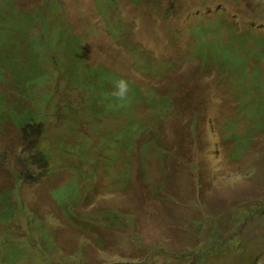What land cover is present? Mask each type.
I'll use <instances>...</instances> for the list:
<instances>
[{
    "label": "rangeland",
    "instance_id": "rangeland-1",
    "mask_svg": "<svg viewBox=\"0 0 264 264\" xmlns=\"http://www.w3.org/2000/svg\"><path fill=\"white\" fill-rule=\"evenodd\" d=\"M0 15V264H264V0ZM120 78L133 104L107 112ZM37 140L49 164H25Z\"/></svg>",
    "mask_w": 264,
    "mask_h": 264
},
{
    "label": "trees",
    "instance_id": "trees-1",
    "mask_svg": "<svg viewBox=\"0 0 264 264\" xmlns=\"http://www.w3.org/2000/svg\"><path fill=\"white\" fill-rule=\"evenodd\" d=\"M41 13H45L44 16L40 15ZM1 16V15H0ZM46 16V12H41V11H35V12H25L21 15V22L20 24H18L15 20L14 22L17 24L16 26L15 25H11L12 27H14L15 32H13V30H11L10 32H13L14 34H18V33H22L23 34V37L22 38H25L26 40L28 41H33L35 38H33L35 35L32 34L33 33V30H32V24L34 23V21L37 19V18H41L43 19L44 17ZM7 20H11L9 19V16H1L0 18V25L2 23H4V21H7ZM12 21V20H11ZM46 30H48L50 32V29L48 26H46ZM61 33L68 37L69 39H73V42L76 44L77 42V39L72 37V36H69L66 31L64 29L60 30ZM78 53H81L80 50H77ZM26 61H21L20 63H25ZM137 86L134 87L133 91H137ZM112 93L113 92H109V93H106L105 96L108 97L109 101H107L106 103H113L115 102V99L114 97L112 96ZM130 96V102L125 105L124 107H129L130 105L133 104V101H134V95H132V93L129 94ZM88 106H84V108L86 109ZM122 107V108H124ZM68 111L71 113V116L72 115H75L77 113V108H75L73 105L72 106H69L68 107ZM107 112H114V113H117V112H121V110L119 109V107H116V106H112L110 107ZM20 118L16 117L14 121H18ZM38 123L40 122L41 124L44 123V120H40L39 118H36V117H30L25 126L26 128H29L28 126L29 125H32L33 123ZM19 124V123H18ZM43 127V126H42ZM41 131V130H40ZM33 132H30L29 134V138L27 137V140L31 139L30 136H32ZM31 150H32V154L30 157L28 156H25L24 157V162L25 164H49V157H48V153L47 151L41 149L39 147V140L37 141H34L32 143V146H31ZM26 173H28V175L32 178L34 177V175L29 171V169H24ZM40 181V179H39ZM38 181V182H39ZM264 205V202L262 203ZM260 210V209H259ZM258 210V211H259ZM264 212V211H263ZM114 214V213H113ZM256 212L252 213L251 216H255ZM217 233V236L220 237L222 235V237H224V234H222V231H219L217 229V231H215V234ZM137 241V239H135V242ZM182 255L184 256H187L189 255L188 252H184L182 253ZM199 257H193L192 259H195L197 261ZM191 259V260H192ZM188 264H196V262H189Z\"/></svg>",
    "mask_w": 264,
    "mask_h": 264
},
{
    "label": "clouds",
    "instance_id": "clouds-1",
    "mask_svg": "<svg viewBox=\"0 0 264 264\" xmlns=\"http://www.w3.org/2000/svg\"><path fill=\"white\" fill-rule=\"evenodd\" d=\"M131 92V87L129 82L120 78L114 82V91L112 96L115 99V105L118 107H124L130 102L129 93Z\"/></svg>",
    "mask_w": 264,
    "mask_h": 264
}]
</instances>
